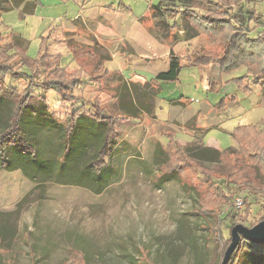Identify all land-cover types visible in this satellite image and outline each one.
Listing matches in <instances>:
<instances>
[{
  "label": "rangeland",
  "instance_id": "obj_1",
  "mask_svg": "<svg viewBox=\"0 0 264 264\" xmlns=\"http://www.w3.org/2000/svg\"><path fill=\"white\" fill-rule=\"evenodd\" d=\"M29 2L35 5L33 10L24 3L0 17V35L7 40L18 36L27 41L29 58L37 59L43 40L49 39V59L75 70L74 54L66 47L69 39L95 50L103 47L113 57L104 68L121 73L126 81L141 88L145 82L152 87L159 84L155 78L168 71L171 49L192 53L200 42L193 38L170 43L153 35L149 9L161 0ZM236 15L250 30V39L264 33V0H241ZM257 18L262 24L258 28ZM76 31L79 34L72 35ZM192 32L181 24L178 34L186 37ZM202 42L222 52L221 42ZM183 61L177 81L160 83L152 118L145 114L139 119L118 115L111 110L115 105L113 92L101 90L103 85L91 82L86 74L75 88L76 99L71 101H64L53 91L44 92L37 77L26 69L7 79V86L17 93L30 86L35 95L44 96L51 120L62 125L77 109L90 110L98 97L105 99L116 116L117 147L107 160L113 176L105 171L101 193L90 190L87 178L73 169L71 159L58 158L51 146L42 157L31 155L29 165L41 164L43 172L48 167L66 169L62 179L53 175L40 186L25 169H0V264H223L222 246L230 237L236 244L240 236H261L264 190L260 195L240 193L234 186L226 190L233 201L221 207L222 218L230 212L233 217H246L231 235L232 218L220 222L216 214L206 217L199 213L203 191L193 169L184 168L178 180L166 176L178 159L175 147H170L171 138L183 146L224 151L237 147L231 133L240 126L264 130V91L255 86L247 95L237 84L247 74L244 66L224 75L217 64ZM7 116L8 110L0 107V133L7 125L2 118ZM170 156L172 162L164 166ZM224 168L216 167V173ZM263 172L262 166L247 169L244 180L261 189ZM237 198L247 201L241 209L235 206Z\"/></svg>",
  "mask_w": 264,
  "mask_h": 264
},
{
  "label": "trees",
  "instance_id": "obj_2",
  "mask_svg": "<svg viewBox=\"0 0 264 264\" xmlns=\"http://www.w3.org/2000/svg\"><path fill=\"white\" fill-rule=\"evenodd\" d=\"M24 3L27 8L30 6V10L35 8L34 4H29V0H0V17L3 12L13 7L18 8ZM240 4L241 0H161L159 4L152 5L148 20L151 26L149 29L151 28L155 37L162 38L164 42L171 40L170 43L173 40L189 41L193 38H199L200 41L192 53H175L171 49L169 69L156 76L155 81L159 84L153 87L151 83L146 86L145 82L141 88L135 81H126L121 73L107 71L104 65L112 61L113 57L103 47L97 46L95 50L69 39L66 47L74 54L78 65L77 69L72 70L62 68L58 62L49 59V39L43 40L38 58L31 59L27 55V41L18 36L7 40L0 35V107L7 109L9 114L7 118H2L7 125L0 133V169H25L27 176L32 177L40 186L53 175L62 179L66 169L48 167L43 172L44 167L41 164L29 165L31 155L42 157L50 149L48 146H51L58 158L71 159L73 169L79 172V176L87 178L90 190L101 193L105 188H102L105 183L104 173L110 171L107 160L112 157L117 147L116 116L111 110L114 109L118 115L129 119H139L142 114L155 117V100L161 92L160 83L177 81L184 59L191 65L217 64L224 75L244 66L247 74L237 81L239 88L244 89L247 95L251 94L255 86L264 91V33H260L257 39L249 38L250 30L236 15ZM200 11L203 13H199ZM181 24L192 29V34L179 37ZM256 24L257 28L262 25L259 18L256 19ZM74 34H79V31L72 33ZM204 39L221 42L222 52L221 49L216 52L215 48L205 45L202 42ZM22 69L37 77L44 92L53 91L64 101L76 99L75 88L86 74L91 82L100 87L103 85L101 90L113 92L111 98L115 105L110 110L106 106V100L98 97L90 110L84 107L70 115L66 125L54 122L44 96L35 95L30 86L23 93H17L7 86V79L10 76H19ZM149 87L154 91L149 92ZM34 104L38 106L32 108ZM231 135L238 145L224 151L200 145V149L190 145L183 146L171 138L169 144L171 148L175 147V156L178 159L177 165H172V170L166 176L178 180L184 168L193 169L195 180L203 191V198L199 200V213L206 217L216 214L220 222L232 218V235L240 223L246 222V217H233L230 212L222 218L220 209L229 206L233 201L226 191L230 187L234 186L240 193L250 191L253 195H260L264 190V183L260 189V186L244 180L247 177L243 176L247 169L257 170L260 166L264 168V130L258 131L253 125L240 126ZM171 162L170 156L164 166ZM219 166L225 168L216 173V167ZM112 173L109 172L110 175ZM200 175L204 177L201 178ZM223 183L225 187L222 186ZM198 185L193 187L196 189ZM246 202L243 200L244 205ZM232 243L233 238L230 237L227 244L222 246L223 259ZM226 264H264V242L257 243L240 236Z\"/></svg>",
  "mask_w": 264,
  "mask_h": 264
},
{
  "label": "water",
  "instance_id": "obj_3",
  "mask_svg": "<svg viewBox=\"0 0 264 264\" xmlns=\"http://www.w3.org/2000/svg\"><path fill=\"white\" fill-rule=\"evenodd\" d=\"M240 227H241V226L236 227V228L234 229V231H236V229H237V230L240 229ZM239 238H240V237H239ZM249 240L254 241V242H257V243L264 242V221H263V224H262V227H261V236L258 237V238L252 237V238L249 239ZM238 241H239V240H238ZM238 241H237V243H238ZM237 243L234 244V241H233V243H232L230 249H229V250L227 251V253H226V256H225V258H224V263H223V264H226L227 259H228V257H229V254L231 253V251L233 250V248L237 245Z\"/></svg>",
  "mask_w": 264,
  "mask_h": 264
},
{
  "label": "built area",
  "instance_id": "obj_4",
  "mask_svg": "<svg viewBox=\"0 0 264 264\" xmlns=\"http://www.w3.org/2000/svg\"><path fill=\"white\" fill-rule=\"evenodd\" d=\"M243 205H244V203H243L242 199L237 198L236 201H235L236 208L237 209H241V208H243Z\"/></svg>",
  "mask_w": 264,
  "mask_h": 264
}]
</instances>
